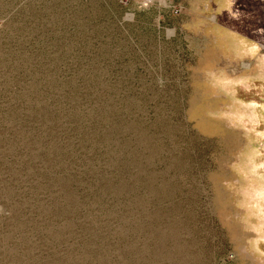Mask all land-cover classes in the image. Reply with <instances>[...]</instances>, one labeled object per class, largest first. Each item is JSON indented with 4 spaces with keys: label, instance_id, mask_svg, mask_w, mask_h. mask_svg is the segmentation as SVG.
<instances>
[{
    "label": "rangeland",
    "instance_id": "rangeland-1",
    "mask_svg": "<svg viewBox=\"0 0 264 264\" xmlns=\"http://www.w3.org/2000/svg\"><path fill=\"white\" fill-rule=\"evenodd\" d=\"M0 264H264V0H0Z\"/></svg>",
    "mask_w": 264,
    "mask_h": 264
},
{
    "label": "built area",
    "instance_id": "built-area-1",
    "mask_svg": "<svg viewBox=\"0 0 264 264\" xmlns=\"http://www.w3.org/2000/svg\"><path fill=\"white\" fill-rule=\"evenodd\" d=\"M123 1V3H129V2H131V1H135V0H122ZM143 1H148V0H143Z\"/></svg>",
    "mask_w": 264,
    "mask_h": 264
}]
</instances>
